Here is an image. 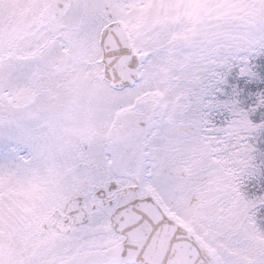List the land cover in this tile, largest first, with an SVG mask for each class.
<instances>
[{
    "label": "snow or ice",
    "instance_id": "6c2138e0",
    "mask_svg": "<svg viewBox=\"0 0 264 264\" xmlns=\"http://www.w3.org/2000/svg\"><path fill=\"white\" fill-rule=\"evenodd\" d=\"M0 264H264V0H0Z\"/></svg>",
    "mask_w": 264,
    "mask_h": 264
}]
</instances>
